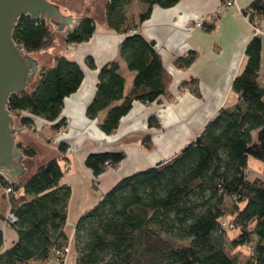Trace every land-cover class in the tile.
I'll return each mask as SVG.
<instances>
[{"label":"trees","instance_id":"trees-1","mask_svg":"<svg viewBox=\"0 0 264 264\" xmlns=\"http://www.w3.org/2000/svg\"><path fill=\"white\" fill-rule=\"evenodd\" d=\"M131 1L108 0L104 9L107 27L124 34L118 52L127 69L134 72L130 89L125 92L119 63L110 61L100 68L85 111L87 118L99 119V130L108 136L116 133L134 101L161 103L172 96V77L155 42L132 31L150 16L153 6L169 8L179 0H139L145 8L137 24L126 13ZM241 12L251 23L256 22L264 15V0H252ZM94 30L95 19L86 5L63 42H86ZM12 37L31 53L58 44L51 25L29 15L18 17ZM195 58L196 53L188 51L176 57L174 65L184 69ZM260 59L261 38L253 35L231 83L235 100L217 109L193 140L155 165L118 180L77 219L72 236L74 264H264V180L247 176L248 158L264 161ZM86 63L94 66L90 57ZM36 77L31 90L10 95L7 108L20 115L18 126L41 119L58 135L66 120L60 118L63 101L79 88L82 70L72 58L57 51ZM179 87L197 93L194 78L183 80ZM147 124L160 128L151 115ZM142 142L148 149L154 146L148 134ZM56 144L52 157L31 174L16 183L0 179V194L8 197V212L16 218L8 225L17 233L16 241L5 248L0 230V264H41L52 258L55 249L69 246L64 227L71 188L62 183L69 143ZM17 146L24 157L38 155L32 147ZM125 158L123 150L88 153L84 163L92 174L91 187L98 188L99 176L117 168ZM5 185L11 189L7 194ZM5 217L0 214V219L5 221Z\"/></svg>","mask_w":264,"mask_h":264},{"label":"crops","instance_id":"crops-1","mask_svg":"<svg viewBox=\"0 0 264 264\" xmlns=\"http://www.w3.org/2000/svg\"><path fill=\"white\" fill-rule=\"evenodd\" d=\"M107 1L69 0V6L77 12L74 17L80 16L85 6L90 5L95 19V30L91 38L82 43L65 44L62 39H58L60 34L64 36L63 33L56 31L57 46L38 55L42 66L51 61L55 52H63L80 66L83 73L79 88L65 98L61 111L63 117L71 121L69 132L61 135V139L69 143V162L62 183L71 188L65 226H71L72 236L76 219L99 200L101 193L107 192L121 178L171 156L185 143L194 139L217 109L235 100L231 83L243 65L246 44L256 35L251 28V22L241 12L252 0H234L235 4L223 12H219V7L225 0H179L169 8L153 6L150 16L136 27L146 39L155 42L163 66L172 77L169 86L172 96L170 99L164 98L160 104L134 101L130 111L120 120L116 131L119 136L108 139L99 130V119H89L85 115L86 104L91 100L98 82V72L106 63L117 61L119 72L125 79V92L130 89L134 72L127 69L125 61L119 56L118 45L124 34L108 28L105 23L104 9ZM144 8L139 0L131 1L126 13L132 23H138V15ZM197 19H202L201 26L195 25ZM255 21L260 29L257 35L261 38L258 76L264 83V15ZM209 26L212 28L207 29ZM188 51H194L196 58L187 68H177L174 59ZM87 57L92 59L93 67L87 65ZM188 78L196 80L197 93L189 88L179 87ZM150 115L157 120L160 128L148 126L147 119ZM101 117L102 115L99 118ZM34 121L43 123L41 119ZM81 130L88 138L107 145L126 138L121 147H118L125 151L126 158L117 168L108 169L99 176L97 180L101 191L98 195H95L91 187L92 174L84 163L85 158L90 152L116 148L87 150L82 147L74 150L72 143ZM135 132L139 134H133ZM142 132L149 135L154 145L151 149L143 144L140 135ZM70 156H73L76 170L68 173ZM247 176L250 180H264V161L248 158ZM8 210V197L0 194V214L5 216ZM0 230L5 248L16 241V231L3 219H0Z\"/></svg>","mask_w":264,"mask_h":264},{"label":"water","instance_id":"water-1","mask_svg":"<svg viewBox=\"0 0 264 264\" xmlns=\"http://www.w3.org/2000/svg\"><path fill=\"white\" fill-rule=\"evenodd\" d=\"M76 13L69 6V0H0V173L12 182H18L28 167L24 166V156L16 143L21 142L24 146V134L21 133L24 128L16 124L7 108L8 99L12 93L25 90L35 80L42 63L37 55L25 51L14 41L12 31L19 16L29 15L44 20L51 25L53 32H62L66 36L77 25ZM101 134L108 139L119 136V133L110 136ZM56 141H63L61 135Z\"/></svg>","mask_w":264,"mask_h":264},{"label":"rangeland","instance_id":"rangeland-1","mask_svg":"<svg viewBox=\"0 0 264 264\" xmlns=\"http://www.w3.org/2000/svg\"><path fill=\"white\" fill-rule=\"evenodd\" d=\"M58 37H59L58 39L60 41H61V39L63 40L62 34H60ZM41 52H43V51H41ZM41 52L32 53V54H35L38 56V55H40L39 53H41ZM36 82H37V77H35V80L27 87V90H31L35 86ZM13 116H14V120H15L16 124L19 123L20 122V115L13 114ZM31 124L33 125V127L35 129L30 128ZM70 126H71V121L69 118L66 117L65 125H63V127H61L60 133L58 135L67 134L69 132ZM21 133L24 134V139H25L24 145L28 146V147H32V148L36 149V151L38 152V155L35 158H27V157L23 158L25 167H28V170L25 173V176H27L33 170H35L40 164H42L43 162H46L49 158L52 157L51 152L54 151V148L57 146V144L55 143V139L58 137V135H55L54 133H52V131L49 129L48 123L43 122L40 124V123H37L36 121H31L30 125L29 124L26 125V128ZM133 134H139V133L135 132ZM140 135L143 138L145 135H147V133L142 132V133H140ZM74 140L75 141H73L72 146L74 147V150H76V151L81 149L82 147L86 148L87 150H89V149L99 150V149H102L104 147H109V148H113V149L116 148V150H121L118 147H121V144H123V142H124V140L116 141V142L108 144V145L103 143V142L100 143L101 141L88 138L84 134L83 130H81L77 134V136ZM16 143H17V145L18 144L22 145L21 142H16ZM72 158H73V156H70V159H71L70 167L67 168L68 171L66 170L68 173L70 171L76 170V164L73 162L74 160ZM60 163L64 167V162L61 161ZM92 189H93V192L96 193L95 195H98L99 192L101 191L100 185H98V188L93 187ZM65 231H66V234L69 238V249H70L67 264H74V260L76 257V251H75L74 239L72 238V234L70 233L71 226L66 225ZM41 264H61V263H58L54 259L50 258L49 260H47L46 262H43Z\"/></svg>","mask_w":264,"mask_h":264},{"label":"built area","instance_id":"built-area-1","mask_svg":"<svg viewBox=\"0 0 264 264\" xmlns=\"http://www.w3.org/2000/svg\"><path fill=\"white\" fill-rule=\"evenodd\" d=\"M233 4H235L234 0H225L219 7V12H223L225 9L229 8L230 6H232ZM247 17V16H245ZM209 19L212 20L211 17H209ZM196 26H201L202 25V19H197L195 22ZM251 28L254 32V34H259L260 33V29L258 28V25L256 24V22L251 23ZM139 30L138 29H133V33H137ZM19 127H23L24 129L26 128L25 125L19 126ZM31 129H35L33 126L30 127ZM4 178L8 183H11L12 181L8 180L2 173H0V179ZM3 190L4 192L7 194L11 191L10 187H8L7 185L3 186ZM16 218L14 216V214H12L11 212H8L6 214L5 217V223L6 224H12L13 222H15ZM69 246H64L62 248H58L55 249L52 252V259H54L56 262L61 263V264H67V260H68V254H69Z\"/></svg>","mask_w":264,"mask_h":264}]
</instances>
